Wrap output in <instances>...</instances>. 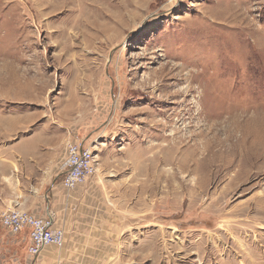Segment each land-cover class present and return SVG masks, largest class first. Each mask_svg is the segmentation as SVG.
I'll list each match as a JSON object with an SVG mask.
<instances>
[{"label":"rangeland","instance_id":"rangeland-1","mask_svg":"<svg viewBox=\"0 0 264 264\" xmlns=\"http://www.w3.org/2000/svg\"><path fill=\"white\" fill-rule=\"evenodd\" d=\"M133 1L0 0V158L35 180V141L76 138L97 160L45 264H264V0ZM202 130L203 181L171 180L174 133Z\"/></svg>","mask_w":264,"mask_h":264},{"label":"crops","instance_id":"crops-1","mask_svg":"<svg viewBox=\"0 0 264 264\" xmlns=\"http://www.w3.org/2000/svg\"><path fill=\"white\" fill-rule=\"evenodd\" d=\"M44 147V144L35 141L34 149L36 150L33 151L35 156L32 158L36 160L33 164L39 166L50 164V173H44L35 180L30 173L20 175L17 172L18 161L14 159L16 155L13 153L6 159L0 158V213L7 207H18V209L34 215L45 216L48 210L54 209L57 213L55 226L65 230L66 237L63 248L68 241L69 231L72 227L77 228L79 225L75 221L76 211L80 206L77 202L85 197L90 186L86 181L74 189L66 188L63 184L64 174L60 169V164L67 156L66 144L62 156L55 155V152L45 150ZM23 157L29 158V155ZM45 158H49L48 163L44 161ZM24 160L26 159L24 158ZM29 234L30 229L28 228L14 233L0 222V264L49 263L47 261L49 258L44 253L47 247L36 256H31L28 253Z\"/></svg>","mask_w":264,"mask_h":264},{"label":"built area","instance_id":"built-area-1","mask_svg":"<svg viewBox=\"0 0 264 264\" xmlns=\"http://www.w3.org/2000/svg\"><path fill=\"white\" fill-rule=\"evenodd\" d=\"M67 156L60 164L64 174L63 184L74 189L97 170V160L93 150L82 141L71 138L66 144ZM56 214L48 210L45 216H37L28 211L11 208L0 214L1 224L14 233L30 229L28 253L36 256L49 246L62 247L65 243V230L55 226Z\"/></svg>","mask_w":264,"mask_h":264},{"label":"bare ground","instance_id":"bare-ground-1","mask_svg":"<svg viewBox=\"0 0 264 264\" xmlns=\"http://www.w3.org/2000/svg\"><path fill=\"white\" fill-rule=\"evenodd\" d=\"M71 1V0H70ZM120 4L121 7H125V6H132L133 4H135V2L133 0H120ZM117 17V16H116ZM121 20V19H120ZM123 24V23H122ZM101 31H108L109 28L108 27H104L100 26ZM116 28V27H115ZM113 28V29H115ZM105 34V33H104ZM108 34V33H107ZM236 50V49H235ZM229 60V59H228ZM231 62V61H230ZM198 64H200L199 59L195 60H191L189 61V63L187 64V67L192 66L195 67ZM124 65V64H122ZM170 63L167 64V67L169 68L170 73H174V75H178L182 72V70L185 68L183 66H179L178 65H171V67L169 66ZM163 66V65H162ZM166 68V67H165ZM233 68V67H232ZM161 70V68H160ZM160 70H152L149 74V76L144 78V81L141 82V84L143 86H145L146 88L149 87L150 89H167V88H172L176 83L170 82V83H166L163 82L164 80L162 79V72ZM190 73H192L190 75ZM190 73L187 74L188 76H194L193 70L190 68ZM190 78V77H189ZM169 79V78H168ZM176 79V78H175ZM154 81V82H153ZM156 81V82H155ZM206 82V81H205ZM203 83V82H202ZM206 84V83H205ZM125 85V84H124ZM203 85V84H202ZM126 86V85H125ZM207 86V85H206ZM211 86V85H210ZM127 87H129V84H127ZM192 87V86H191ZM132 89V88H131ZM200 90V89H198ZM203 91H206V89H204ZM152 93H154V91H151ZM157 93V92H156ZM168 93V92H167ZM186 94V90H183L182 92H178L177 90H169V93L167 94L169 97H179L180 95H185ZM191 94V93H190ZM170 99V98H169ZM186 100V99H185ZM189 101V100H188ZM204 101V100H203ZM202 101V103H203ZM177 102V101H176ZM165 103V102H164ZM207 105V104H206ZM195 106V105H194ZM208 106V105H207ZM196 107V106H195ZM205 107V106H204ZM192 109V108H191ZM203 111V110H202ZM201 113V112H198ZM203 116V115H202ZM180 117V116H179ZM174 118V117H173ZM181 118V117H180ZM173 121V120H172ZM215 125V124H214ZM188 126V125H187ZM178 128V127H177ZM182 129V128H181ZM178 130V129H177ZM179 131V130H178ZM186 131V130H185ZM192 131V130H191ZM205 132L199 131L198 133H193L192 134H187V133H182L181 135H177V131L176 133H174V141L173 143L168 147L167 150L170 151L171 153V158H169V162L174 164V170H176L174 173H170L169 177L171 180L175 179L177 177V175H179L182 172H188L190 174H194L197 173L201 176L198 177L197 182L204 179V176L202 173L203 171H206L209 169L210 164L209 162H211V160L206 156L202 159V161L197 158V156L200 153V147L198 143L199 139L202 138V136H204ZM189 139V140H188ZM194 141V142H193ZM213 143L210 142L208 143V147L206 145V148L208 150L207 154L208 156L211 155V152L215 153V151L213 150L214 145H212ZM167 153V152H166ZM235 155V152H234ZM236 156V155H235ZM163 160V159H162ZM207 161V162H206ZM170 165V164H169ZM219 171V170H218ZM218 173V172H217ZM215 173V174H217ZM183 182V181H182ZM186 182V180L184 181ZM199 183V182H198ZM183 184V183H182ZM196 184V183H195ZM200 185V184H199ZM186 186V185H185ZM187 187L189 188V191L191 187H193L192 185L188 184ZM194 190V188H193ZM199 197V196H198Z\"/></svg>","mask_w":264,"mask_h":264}]
</instances>
